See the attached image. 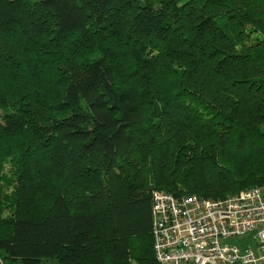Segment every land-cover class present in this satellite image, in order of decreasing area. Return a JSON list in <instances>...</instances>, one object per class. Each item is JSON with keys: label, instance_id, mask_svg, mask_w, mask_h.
Segmentation results:
<instances>
[{"label": "trees", "instance_id": "1", "mask_svg": "<svg viewBox=\"0 0 264 264\" xmlns=\"http://www.w3.org/2000/svg\"><path fill=\"white\" fill-rule=\"evenodd\" d=\"M0 111L4 264H158L154 190L264 188V0H0Z\"/></svg>", "mask_w": 264, "mask_h": 264}, {"label": "built area", "instance_id": "2", "mask_svg": "<svg viewBox=\"0 0 264 264\" xmlns=\"http://www.w3.org/2000/svg\"><path fill=\"white\" fill-rule=\"evenodd\" d=\"M152 235L158 264H264V188L223 199L154 190Z\"/></svg>", "mask_w": 264, "mask_h": 264}, {"label": "rangeland", "instance_id": "3", "mask_svg": "<svg viewBox=\"0 0 264 264\" xmlns=\"http://www.w3.org/2000/svg\"><path fill=\"white\" fill-rule=\"evenodd\" d=\"M32 2L33 1H35V0H31ZM0 114H1V111H0ZM6 214H10L9 212H7ZM233 243H235V244H238V245H240V246H242L244 243H252V241H251V238L250 237H248V238H245V240L243 241V240H239V239H237V240H235V241H233ZM47 264H49V263H47ZM133 264H136V263H133Z\"/></svg>", "mask_w": 264, "mask_h": 264}]
</instances>
